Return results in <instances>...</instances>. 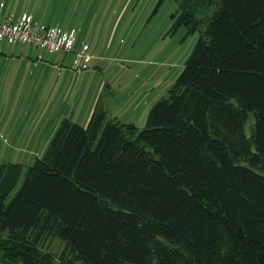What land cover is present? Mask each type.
I'll return each instance as SVG.
<instances>
[{
	"label": "trees",
	"instance_id": "obj_1",
	"mask_svg": "<svg viewBox=\"0 0 264 264\" xmlns=\"http://www.w3.org/2000/svg\"><path fill=\"white\" fill-rule=\"evenodd\" d=\"M182 26L200 37L144 127L97 104L0 163V261L264 264V0H180Z\"/></svg>",
	"mask_w": 264,
	"mask_h": 264
},
{
	"label": "rangeland",
	"instance_id": "obj_2",
	"mask_svg": "<svg viewBox=\"0 0 264 264\" xmlns=\"http://www.w3.org/2000/svg\"><path fill=\"white\" fill-rule=\"evenodd\" d=\"M178 1L180 0H80L77 8L68 7L70 13H78L80 17L86 15L90 20L103 13L107 18L106 30L111 29L119 19L114 40L108 44V34L104 37L97 36L99 42L96 48L100 57L90 60L87 69H76L74 66L75 70L72 67L71 90L65 89L64 85L56 87L53 94L41 91L40 98L35 100L22 96L11 82L6 84L0 81V100L6 102L9 113L7 123L11 126L8 140L13 141L14 135H21L23 141H28L39 129V144L34 147H1L0 163L10 159L11 151L15 150L11 159H26L25 166L33 164L36 157H41L46 151L50 142H46V137L53 136H49L52 128L54 126L55 131L57 130L65 117L63 114L85 125L89 119L86 115L96 96L101 98V103L107 100L108 88L103 93L100 88L104 83L105 86L109 84L112 87L114 94L110 104L113 103L116 114L120 111L121 115L125 113L129 117L134 113L132 119L141 128L144 127L151 107L161 97L168 96L169 89L184 69L185 62L200 37V31L185 37L184 26L176 32L171 30L172 14L178 7ZM0 45L12 47L27 43L0 42ZM63 52L43 51V59L56 61L63 56ZM70 61L72 60L68 59V66H71ZM73 70L84 72L75 76ZM59 79L56 76V80ZM48 88L49 86L46 90ZM252 117L247 123L248 132L253 124ZM19 150L34 151L35 154L29 152V155H21ZM62 246L60 238L48 243V248L56 254ZM0 264L5 263L0 261ZM15 264L24 263L18 261Z\"/></svg>",
	"mask_w": 264,
	"mask_h": 264
},
{
	"label": "crops",
	"instance_id": "obj_3",
	"mask_svg": "<svg viewBox=\"0 0 264 264\" xmlns=\"http://www.w3.org/2000/svg\"><path fill=\"white\" fill-rule=\"evenodd\" d=\"M78 1L80 0H0V16L1 19L4 18L2 19L3 21H6L9 19H17L24 13H29L34 16V21L39 25L58 26L63 31L74 30L76 32L77 38L76 46H80L83 42L88 43L90 46L89 52L92 56L91 61L93 59H99L100 56L98 55V50L96 48L97 42L99 41H97L96 38L97 36L104 37V35L108 34V44H111L114 40L116 29L119 26V19L116 20L111 29L106 30L105 21L107 18L103 13L101 15L98 14V16L92 20L88 19L86 15L80 17L78 13H70L69 8H77V4L79 5ZM30 45L31 44L28 43L27 45H14L12 47L0 45V81H3V83L5 82L6 84H8V81L11 82L14 89L18 90L22 96L26 98H33L35 100L40 98L41 91H44L45 94H53L56 87H63L64 85L65 89L71 90V78L73 76L71 69L75 66L73 53L64 51L61 58H58L56 61H49L43 59V51L45 52V50H41L38 47ZM37 49H39V52ZM60 52L61 51H55V53ZM68 54H71L70 58H67ZM68 59L72 60L70 61L71 66L67 65ZM96 66L99 67L98 65ZM75 72V76H80L84 71L77 72V75ZM56 76L60 77L58 81L56 80ZM67 80L68 83L66 84ZM61 83H63L62 86ZM47 86H49V88L46 90ZM102 86L100 87L102 88V93L104 92L105 88H108L106 93L107 100L101 103V98L99 99L97 95L95 101H93L90 106L86 118L88 117L90 119V116L96 105L100 104L106 109L110 116H117L121 120L135 122L132 119L135 116L134 113H131L129 117L125 113V115H121L122 113L120 111L118 114H116L117 111L114 109L115 107L113 103L110 104L111 98L114 94L112 87L109 84L105 86V83ZM8 116L9 113L6 102L3 103L0 100V148L4 146H10V148L23 146L34 147L35 145L39 144V129L35 136L31 135L27 139L28 141H23L21 135H14V138L12 139L13 141L8 140V136L10 134L9 128L11 127L10 124L7 123ZM62 116L68 117L65 114ZM54 132L55 127L53 126L49 136H52V134L54 135ZM52 137H48L49 139L46 137V142H49ZM19 152L21 155H29L30 151L19 150ZM14 154L15 150L11 151L9 157L10 159L2 161L1 163L25 162L26 159H11ZM30 154L35 153L34 151H31Z\"/></svg>",
	"mask_w": 264,
	"mask_h": 264
},
{
	"label": "built area",
	"instance_id": "obj_4",
	"mask_svg": "<svg viewBox=\"0 0 264 264\" xmlns=\"http://www.w3.org/2000/svg\"><path fill=\"white\" fill-rule=\"evenodd\" d=\"M76 32L63 31L58 26L39 25L34 16L24 13L17 19L3 21L0 16V42L28 43L45 51H65L74 55L76 69H87L92 56L89 44L76 46Z\"/></svg>",
	"mask_w": 264,
	"mask_h": 264
}]
</instances>
